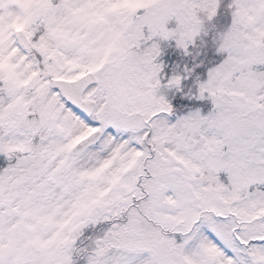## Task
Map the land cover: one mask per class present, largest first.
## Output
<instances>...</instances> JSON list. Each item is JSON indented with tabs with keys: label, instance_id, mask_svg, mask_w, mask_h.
I'll return each instance as SVG.
<instances>
[{
	"label": "snow or ice",
	"instance_id": "obj_1",
	"mask_svg": "<svg viewBox=\"0 0 264 264\" xmlns=\"http://www.w3.org/2000/svg\"><path fill=\"white\" fill-rule=\"evenodd\" d=\"M0 264H264V0H0Z\"/></svg>",
	"mask_w": 264,
	"mask_h": 264
},
{
	"label": "trees",
	"instance_id": "obj_2",
	"mask_svg": "<svg viewBox=\"0 0 264 264\" xmlns=\"http://www.w3.org/2000/svg\"><path fill=\"white\" fill-rule=\"evenodd\" d=\"M230 22L229 17H227L223 10H221L220 14L213 22L216 25V28H212V25H207L209 32L207 35H202L197 39L196 46L191 49L192 55H186L185 52L177 48L175 43L172 42L171 49L166 50L165 54H167L172 63V67H175L180 73L182 71L183 75H187L184 72L186 68H192L195 64L204 61V65H201L191 76H188L187 79L183 81V92H178L177 99L183 102V105L186 107L194 106V107H202L205 105L203 102H196L192 99L191 102L187 101V93H191L192 95L197 92V83L196 77L200 76L201 80L205 76L207 72V68L205 65L214 58L217 53L215 52V47L212 43V37L215 35L216 31L222 30L227 24ZM200 52L201 55L197 56L196 53ZM177 106V104L175 105ZM178 106H180L178 104Z\"/></svg>",
	"mask_w": 264,
	"mask_h": 264
},
{
	"label": "rangeland",
	"instance_id": "obj_3",
	"mask_svg": "<svg viewBox=\"0 0 264 264\" xmlns=\"http://www.w3.org/2000/svg\"><path fill=\"white\" fill-rule=\"evenodd\" d=\"M160 62L164 65V69H163V75L165 76V80H164V83L167 82V79H170L174 74H179V75H183L182 71L181 73L175 69V67L171 70V72L169 74H166V70L168 69V63L167 61H165L163 58H162V55L160 57ZM185 70V69H184ZM185 72V71H184ZM187 76V75H186ZM164 91H166L168 93V95H172L173 93H176V90L175 89H164ZM193 96V95H192ZM199 101V100H198ZM206 114V112H205Z\"/></svg>",
	"mask_w": 264,
	"mask_h": 264
}]
</instances>
